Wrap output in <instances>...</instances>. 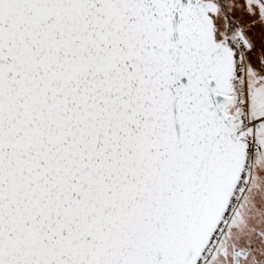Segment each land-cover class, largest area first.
Instances as JSON below:
<instances>
[{
	"label": "snow or ice",
	"instance_id": "6c2138e0",
	"mask_svg": "<svg viewBox=\"0 0 264 264\" xmlns=\"http://www.w3.org/2000/svg\"><path fill=\"white\" fill-rule=\"evenodd\" d=\"M0 264H264V0H0Z\"/></svg>",
	"mask_w": 264,
	"mask_h": 264
}]
</instances>
